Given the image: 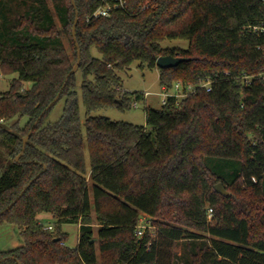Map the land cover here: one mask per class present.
I'll return each instance as SVG.
<instances>
[{
	"label": "trees",
	"instance_id": "trees-1",
	"mask_svg": "<svg viewBox=\"0 0 264 264\" xmlns=\"http://www.w3.org/2000/svg\"><path fill=\"white\" fill-rule=\"evenodd\" d=\"M75 3L0 0V64L4 73H18L0 92V145L7 151L0 156V212L41 173L0 215V233L13 225L22 242L0 246V264H163L161 241L181 239L182 262L169 264H264V76L242 80L264 71V0H127L108 17L92 15L99 0ZM167 39H186L189 47L164 48ZM77 44L81 61L67 79ZM167 54L188 59L158 68ZM134 61L158 68L165 89L214 82L146 107L145 125L91 116L128 109L143 95L124 90L118 74ZM58 95L62 117L46 123L55 105L48 109L23 150ZM217 182L229 196L215 190ZM43 213L55 230L45 229ZM142 213L158 226L156 238L137 234ZM64 223L80 224L75 247L66 244Z\"/></svg>",
	"mask_w": 264,
	"mask_h": 264
},
{
	"label": "rangeland",
	"instance_id": "rangeland-1",
	"mask_svg": "<svg viewBox=\"0 0 264 264\" xmlns=\"http://www.w3.org/2000/svg\"><path fill=\"white\" fill-rule=\"evenodd\" d=\"M52 4V1H50ZM66 45L68 46L69 52H71V48L69 47V42L66 40ZM162 47L164 48H181L187 49L189 47V41L186 39H167L161 43ZM93 54L97 57H101L100 53L93 49ZM119 76L122 79V88L129 92H138L143 94L144 92H149L150 94L147 97L141 95L139 99H137V104L133 105L135 101L132 98L131 107L125 110L118 109L116 107H108L93 111L91 116H105L109 117L111 120L114 121H126L137 125H145L146 124V115L145 109L146 107H153L157 108L162 105V98H163V89L160 84V71L158 68H140L139 61H134L130 68H127L123 71L118 72ZM18 77V73L16 72H9L4 73L0 64V92H5L11 88L12 81ZM77 91H78V99H79V109H80V118L83 126V133L86 136V129H85V120L88 116L86 108L83 104L82 98V90H81V82L82 77L80 74L77 75ZM25 87H30V82H25ZM65 107V100L60 99L55 106L51 109L46 117V123L55 122L59 120L64 112ZM27 118L21 121V126H24L26 123ZM0 156L7 158V151L4 146L0 145ZM7 161V159H6ZM86 163L88 169L90 167V156L89 151L86 146ZM1 173V167H0ZM217 182L216 184H218ZM215 184V185H216ZM214 185V187H215ZM94 218L93 223V231H94V238L95 242L98 246V239H97V231L99 224L96 221V214L93 211L92 213ZM209 218H212L210 216ZM140 219H144L142 223H146L149 225L146 231L149 232L152 238H156L158 236V226L153 223V219L149 217L147 214L142 213ZM158 221L159 219H154ZM44 223H52L55 224L54 219H43ZM55 226V225H53ZM15 226L13 225H5L3 228V233H0V246L3 248H9L17 246L18 244V237L17 232L14 229ZM55 230V227L54 229ZM62 232L68 235V239L66 240V244L75 247L78 243L79 233H80V224L79 223H64L62 224ZM201 234V233H199ZM204 236V235H200ZM187 241L185 239H181L179 241L170 242L167 240L161 241V252H162V263L169 264L170 260L176 263L182 262V252L183 246ZM101 259V258H100ZM101 264V262H100Z\"/></svg>",
	"mask_w": 264,
	"mask_h": 264
},
{
	"label": "built area",
	"instance_id": "built-area-1",
	"mask_svg": "<svg viewBox=\"0 0 264 264\" xmlns=\"http://www.w3.org/2000/svg\"><path fill=\"white\" fill-rule=\"evenodd\" d=\"M100 4L99 6L95 9L93 12L94 17H108L111 15L112 11L117 8H125L127 5V0H99ZM259 27L254 26L253 29L256 30ZM264 29V27L262 28ZM257 76L263 77L264 76V71L258 73L257 75H245L243 76L242 80L244 83H251L254 78ZM214 80H205V81H200L198 84L194 85L191 83H184L181 81H178L174 84V86L171 89H163V98H162V104H165L167 102V99L169 96H173L176 98L177 101H180L182 98L186 97L188 94L195 92L198 88L205 87L208 90L211 89V83L213 84ZM150 93L149 92H144L143 96L147 97ZM137 104V99L133 102V105ZM254 181L256 179L253 177ZM209 214L211 216V209L209 211ZM144 219H140L138 225L136 226V232L137 234L141 237L145 234L147 228L149 227L148 224L142 223ZM45 229L52 230L53 225L52 224H45Z\"/></svg>",
	"mask_w": 264,
	"mask_h": 264
},
{
	"label": "water",
	"instance_id": "water-1",
	"mask_svg": "<svg viewBox=\"0 0 264 264\" xmlns=\"http://www.w3.org/2000/svg\"><path fill=\"white\" fill-rule=\"evenodd\" d=\"M72 3L73 5L76 7V3H75V0H72ZM78 18H79V12L78 10L76 11V16H75V20H74V25H73V30H72V33H73V36L74 38L76 39V26H77V23H78ZM77 47H78V56H77V62L74 64L72 70L69 72L68 76H67V79L68 77L75 73L78 68H79V64H80V61H81V50L79 48V45L77 44ZM188 58L187 57H183V56H174L172 54H167V55H162V56H159L158 59H157V62H156V65L158 68H166V67H173V66H177L178 64H180L181 62L187 60ZM58 97L59 95L54 98V100L47 106V108L42 112V114L39 116V118L35 121L34 125L32 126V129L30 130L29 134L27 136L24 137L23 139V150L26 148V145H27V142L29 140V137H30V134L32 133L33 129L36 127V125L38 124V122L40 121V119L43 117V115L45 114V112L50 109L51 107H53L57 101H58ZM117 101L121 102V99H117ZM22 153H20L16 159L18 160L19 157L21 156ZM41 173H39L37 176H35L29 183L27 186H25L23 188V190L20 192L19 196H17L15 198V200H13L6 208H4L1 212H0V215L3 214L4 212H6L7 210H9L19 199L21 196H23V194L26 192L28 186L34 181L36 180L39 176H40ZM215 190L218 192V193H221V194H224V195H227L229 196L230 195V192L224 187L223 183L222 182H219L218 184L215 185ZM95 239H93L92 241H94ZM5 259V258H4ZM3 260V259H2ZM0 260V261H2Z\"/></svg>",
	"mask_w": 264,
	"mask_h": 264
},
{
	"label": "crops",
	"instance_id": "crops-1",
	"mask_svg": "<svg viewBox=\"0 0 264 264\" xmlns=\"http://www.w3.org/2000/svg\"><path fill=\"white\" fill-rule=\"evenodd\" d=\"M38 218H40V219H44V218H46V219H53V217L50 215V214H45V213H43V214H40L39 216H38ZM45 224H52V223H45ZM22 244V242L19 240L18 241V244H17V246L18 245H21Z\"/></svg>",
	"mask_w": 264,
	"mask_h": 264
}]
</instances>
